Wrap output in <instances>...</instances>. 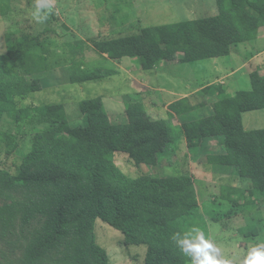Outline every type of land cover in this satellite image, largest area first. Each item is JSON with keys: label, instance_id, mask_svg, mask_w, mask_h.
Instances as JSON below:
<instances>
[{"label": "trees", "instance_id": "trees-1", "mask_svg": "<svg viewBox=\"0 0 264 264\" xmlns=\"http://www.w3.org/2000/svg\"><path fill=\"white\" fill-rule=\"evenodd\" d=\"M216 4L215 17L144 28L136 36L92 42L93 47L82 40L69 44L71 58L80 57L73 62L71 80H91L93 73L100 77L90 66L81 69V57L88 50H95L106 62L131 59L148 72L172 65L178 57L181 63L228 57L238 45L258 39L264 28V0H216ZM7 43L16 63L32 64L41 72L51 69L49 50L38 38L8 37ZM116 74L107 70L103 77ZM25 75L0 57V115L14 111L13 96L40 89ZM198 95L216 97L213 112L202 119L181 120L180 125L174 120L206 108V103L180 99L167 106V119L154 122L147 119L141 104H128L127 122L113 124L103 99L97 98L79 104L87 123L78 128L70 127L62 105L17 109L18 122L34 124L36 118L46 129L34 138L17 175L0 170L4 264H110L96 241L97 220L123 234L125 246H145L144 264L191 263L179 242L195 239L192 231L198 228L205 233L206 227L196 215L194 178L133 179L116 165L119 155L136 168L150 167L164 155L165 146L177 150L185 142L193 149L206 139L219 138L224 154L210 156L209 163L234 168L244 185L223 188L221 199L234 208L264 205V129L243 128L244 114L264 110V77L252 73L247 92L230 95L222 85L213 84ZM22 139L0 132V154L15 155ZM242 235L252 239L259 231L250 226Z\"/></svg>", "mask_w": 264, "mask_h": 264}, {"label": "rangeland", "instance_id": "rangeland-1", "mask_svg": "<svg viewBox=\"0 0 264 264\" xmlns=\"http://www.w3.org/2000/svg\"><path fill=\"white\" fill-rule=\"evenodd\" d=\"M52 10L38 8L40 20L34 13L37 11V0H0V57L18 71L26 74V80L35 81L40 89L27 91L14 97V111L0 115V132H8L22 136L17 153L11 157L0 154V170L17 175L22 158L33 146L34 138L46 129L45 125L31 124L28 121L18 122L16 110L31 106L47 107L62 105L66 111L71 128L83 127L87 120L79 110V104L97 98L103 104L113 124L127 122L128 104H141L146 117L154 122L168 118L167 106L173 100L182 98L186 88L195 89L207 82L221 84L225 82L227 93L247 92L250 90L252 73L264 77V54L258 59L249 47H239L238 57H245L252 63L240 66L239 58L217 59L216 74H224L228 69H235V74L226 79H217L213 73L212 61L181 63V58L172 65H161L151 71L142 70L141 66L131 59L122 61H105L95 50H88L81 57L84 66L93 69L91 80L72 81L70 72L73 62L69 54V44L82 40L88 42L112 41L139 35L144 28L165 26L190 21L189 12H195V19L214 17L217 11L210 12L214 0H50ZM199 4V7H197ZM3 13V14H2ZM186 16V17H185ZM38 38L41 46L49 50L50 70L41 72L32 64L16 63L10 55L7 38L16 40L20 37ZM252 48V47H251ZM264 52V39L254 49ZM255 49V50H256ZM250 54V55H249ZM229 60L235 65L229 64ZM180 63V64H179ZM14 70V69H13ZM12 70V71H13ZM116 71L115 76L105 78V72ZM237 70V71H236ZM161 72H166L163 76ZM229 73V72H228ZM182 85V86H181ZM234 94V93H233ZM173 96V97H172ZM12 97V98H13ZM216 97L194 96L192 104H204L195 114L186 117L197 119L213 112L212 104ZM189 120H192V119ZM182 121L175 119L174 124ZM48 127V126H47ZM243 128L246 131L264 129V110L244 114ZM165 146L155 165L136 168L126 156L119 155L116 165L130 178L153 176L155 178L192 176L198 194L199 209L197 217L203 220L205 238L221 248V255L232 258L234 264H242L247 250L259 243H264V205L256 204L250 208H234L221 199L222 189L226 187L244 186L234 168L213 166L210 156L224 154L223 142L219 138L204 140L198 148L189 149L183 142L177 150ZM171 151V152H169ZM1 205V203H0ZM202 221L200 227H204ZM256 227L259 236L246 239L242 235L247 227ZM207 228V236H206ZM198 228L192 231L194 238ZM98 245L106 251L110 264H144L145 246H125L124 236L97 220L94 228ZM6 247L0 241V264L6 261L3 255ZM5 256H8L7 254ZM13 259V258H10ZM191 264V263H189Z\"/></svg>", "mask_w": 264, "mask_h": 264}, {"label": "clouds", "instance_id": "clouds-1", "mask_svg": "<svg viewBox=\"0 0 264 264\" xmlns=\"http://www.w3.org/2000/svg\"><path fill=\"white\" fill-rule=\"evenodd\" d=\"M37 11L34 16L40 20L38 8L45 7L52 10L50 0H37ZM180 250L190 257L191 264H234L232 258L221 255V248L216 246L209 239L205 238V233L198 230L195 239H184L179 242ZM242 264H264V243L256 244L247 250L242 260Z\"/></svg>", "mask_w": 264, "mask_h": 264}, {"label": "crops", "instance_id": "crops-1", "mask_svg": "<svg viewBox=\"0 0 264 264\" xmlns=\"http://www.w3.org/2000/svg\"><path fill=\"white\" fill-rule=\"evenodd\" d=\"M198 6L197 7H199V4H197ZM208 8H209V10H210V12H213V11H217V13L215 14V16H217L218 15V8H217V4H216V0H214V2H213V5L211 6H208ZM195 12H197V11H194V12H189V17L191 18V20L190 21H194V20H197V18L195 19V16H196V14H195ZM214 16V17H215ZM186 17V16H185ZM263 39H264V28H262L261 30H260V32H259V35H258V39L257 40H255V41H253V42H249V43H244V44H240V45H238L237 47H235L234 48V50H232V52H231V54H230V56H228V57H231V56H233V54H236L235 55V57H237V58H239V60H240V63L238 64V66H240V68L238 69V70H241L242 69V67L241 66H247L248 64H250V63H252V59H250V60H246L245 59V57L243 58V57H238L240 54H237V53H240L238 50V48L239 47H241V46H245V47H249V48H246V49H248V51H250V50H254L255 52H253V51H251L253 54L255 53V58L254 59H258V58H260V57H262V55L264 54V52L262 53L261 52V50L260 49H254V46L258 43H261L262 41H263ZM252 47V48H251ZM250 55V54H249ZM224 58H226V57H224ZM217 59H220V58H217ZM217 59H210V60H213L212 61V67L213 68H211V69H213V73H215L214 72V69H216L215 68V66L217 65ZM234 62L233 61H231V60H229V64H232V65H235V64H233ZM180 64V63H179ZM169 66V65H168ZM237 71V70H236ZM229 72V73H228ZM161 74L165 77V76H167V75H165L166 74V72H161ZM232 74H235V69H228V70H226V72H224V74H216L215 73V75L214 76H216V80L217 79H226V78H228L229 77V75H232ZM214 83H209V82H207V83H205V84H203V85H201V86H199V87H197V88H195V89H190V88H186V87H182V88H184V89H186L185 91H183V92H186V93H184L183 95H182V98H177L176 100H173L172 102H170V104L171 103H173V102H175V101H178V100H180V99H184V98H188V99H190L191 100V102H192V99H193V97L194 96H197V94L200 92V91H202L204 88H206V87H209V86H211V85H213ZM216 84V83H215ZM220 84V83H219ZM220 85H222L223 87L225 86V87H230L229 85H226L225 84V82H221V84ZM182 86V85H181ZM224 87V88H225ZM226 89V88H225ZM236 94L235 92H230V93H228V94H230V95H234V94ZM173 97V96H172ZM193 103V102H192ZM169 105V104H168ZM199 110H201V109H199ZM199 110H197V111H194L193 113L195 114L196 112H198ZM193 113H191V114H193ZM187 116V115H186ZM183 117V118H180V121L181 120H183V121H186V122H189V121H194V120H198V119H202V118H197V119H194V118H191L190 116H189V118H187V117ZM209 116V115H208ZM207 117V116H206ZM192 119V120H189V119ZM203 118H205V117H203Z\"/></svg>", "mask_w": 264, "mask_h": 264}]
</instances>
